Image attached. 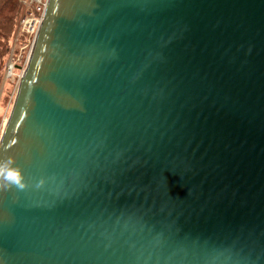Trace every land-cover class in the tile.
Here are the masks:
<instances>
[{"label": "water", "instance_id": "obj_1", "mask_svg": "<svg viewBox=\"0 0 264 264\" xmlns=\"http://www.w3.org/2000/svg\"><path fill=\"white\" fill-rule=\"evenodd\" d=\"M8 158L0 264H264V0H47Z\"/></svg>", "mask_w": 264, "mask_h": 264}, {"label": "trees", "instance_id": "obj_2", "mask_svg": "<svg viewBox=\"0 0 264 264\" xmlns=\"http://www.w3.org/2000/svg\"><path fill=\"white\" fill-rule=\"evenodd\" d=\"M28 2L29 0H0V88L12 48L14 56L22 53L25 58L27 55V47L21 50V46L28 43L29 35L19 32V26L29 7Z\"/></svg>", "mask_w": 264, "mask_h": 264}, {"label": "rangeland", "instance_id": "obj_3", "mask_svg": "<svg viewBox=\"0 0 264 264\" xmlns=\"http://www.w3.org/2000/svg\"><path fill=\"white\" fill-rule=\"evenodd\" d=\"M32 37L33 34L29 35L27 50L30 46ZM24 59L25 58H22L19 54L17 56L13 55L10 61L13 66H11L10 68H7L8 66L5 67V73L0 88V137L5 122L8 119L10 108L13 104L16 90L19 84V77H21L22 71L25 67ZM16 63L19 64V66L15 65Z\"/></svg>", "mask_w": 264, "mask_h": 264}, {"label": "built area", "instance_id": "obj_4", "mask_svg": "<svg viewBox=\"0 0 264 264\" xmlns=\"http://www.w3.org/2000/svg\"><path fill=\"white\" fill-rule=\"evenodd\" d=\"M27 4L29 5V7L27 9L26 14L21 19L20 28H19V32H24V33H27L28 35L33 34L32 40L30 42V46L27 50V55L24 59L25 60V62H24L25 66L28 63L29 55L31 53V49H32L37 31L39 29V26H40L42 20H43L47 0H29V2ZM26 47H27V44H24L23 46H21V50L22 49L24 50ZM19 55L23 58L22 53H19ZM10 61H11V59H10ZM10 61L7 64V66H8L7 68H10L11 66H13ZM19 79H20V77H19ZM18 82H19V80H18Z\"/></svg>", "mask_w": 264, "mask_h": 264}, {"label": "clouds", "instance_id": "obj_5", "mask_svg": "<svg viewBox=\"0 0 264 264\" xmlns=\"http://www.w3.org/2000/svg\"><path fill=\"white\" fill-rule=\"evenodd\" d=\"M42 184L43 181H40L36 187H40ZM12 186L19 190L28 187L22 169L16 166V162L12 158H8L0 161V190Z\"/></svg>", "mask_w": 264, "mask_h": 264}]
</instances>
